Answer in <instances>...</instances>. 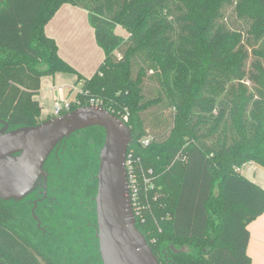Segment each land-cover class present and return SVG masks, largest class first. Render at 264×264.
I'll list each match as a JSON object with an SVG mask.
<instances>
[{
	"label": "trees",
	"instance_id": "trees-1",
	"mask_svg": "<svg viewBox=\"0 0 264 264\" xmlns=\"http://www.w3.org/2000/svg\"><path fill=\"white\" fill-rule=\"evenodd\" d=\"M64 3L87 11L104 52L89 77L44 32ZM56 72L81 84L70 110L93 98L130 128L127 151L153 177L136 227L159 264H251L247 225L264 211V186L240 169L264 167V0H0V127L50 118L37 95ZM72 134V165L94 167L70 169L56 196L81 205L96 191L104 131ZM14 203L0 198V264H57L50 238Z\"/></svg>",
	"mask_w": 264,
	"mask_h": 264
},
{
	"label": "water",
	"instance_id": "water-1",
	"mask_svg": "<svg viewBox=\"0 0 264 264\" xmlns=\"http://www.w3.org/2000/svg\"><path fill=\"white\" fill-rule=\"evenodd\" d=\"M100 126L104 131L98 153L96 237L102 264H159L136 227L128 192L125 159L131 130L101 105H83L36 125L0 127V198L19 200L34 187L43 165L57 144L77 130Z\"/></svg>",
	"mask_w": 264,
	"mask_h": 264
},
{
	"label": "flooded vegetation",
	"instance_id": "flooded-vegetation-1",
	"mask_svg": "<svg viewBox=\"0 0 264 264\" xmlns=\"http://www.w3.org/2000/svg\"><path fill=\"white\" fill-rule=\"evenodd\" d=\"M79 136L71 134L53 148L43 165L46 182L45 176L39 174L28 194L19 200L6 201L9 204L15 202L22 209L27 207L31 226L35 225L45 238H50L51 251L61 254L57 264H102L96 237V191L82 200L81 205L71 200L62 201L56 196V189L68 187L67 184L72 181L73 172L70 169L94 167L72 165L76 160ZM74 242L78 245L74 246Z\"/></svg>",
	"mask_w": 264,
	"mask_h": 264
},
{
	"label": "crops",
	"instance_id": "crops-1",
	"mask_svg": "<svg viewBox=\"0 0 264 264\" xmlns=\"http://www.w3.org/2000/svg\"><path fill=\"white\" fill-rule=\"evenodd\" d=\"M121 25H117L114 29ZM124 32L118 33L127 36L128 32L122 27ZM44 32L54 38L57 43L59 55L68 61L74 69L85 77L91 76L101 63L104 52L97 44L94 30L88 22L87 11L81 7L64 3L44 25ZM76 75L68 72H56L53 75L41 77L40 91L37 98L41 103L44 102V92L50 91L53 101L57 99L73 98L80 89V83H76ZM58 81H61L58 84ZM74 84L76 92L71 96L70 92L60 94L64 87ZM62 87V88H61ZM61 88V89H60ZM42 106V104H41ZM42 117H51V112H45L42 106ZM254 162L244 164L240 172L260 186H264V178H257L259 169L253 165ZM258 165V164H256ZM244 168V169H243ZM249 240L247 244V254L251 259V264H264V211L252 220L248 225Z\"/></svg>",
	"mask_w": 264,
	"mask_h": 264
},
{
	"label": "built area",
	"instance_id": "built-area-1",
	"mask_svg": "<svg viewBox=\"0 0 264 264\" xmlns=\"http://www.w3.org/2000/svg\"><path fill=\"white\" fill-rule=\"evenodd\" d=\"M74 99H57L54 101L52 108V116H60L66 112L71 111V103ZM98 100L90 99V104L99 105ZM126 119V116H123ZM149 143V138H144L141 140V144L143 146ZM125 167H126V177H127V186L128 192L131 200V208L135 216H140L141 209L144 208L143 205H140L139 201V192L141 187L146 192L148 189L153 187L152 182V171L146 170L139 163V158L134 156V151H127L126 159H125ZM136 218V217H135Z\"/></svg>",
	"mask_w": 264,
	"mask_h": 264
},
{
	"label": "rangeland",
	"instance_id": "rangeland-1",
	"mask_svg": "<svg viewBox=\"0 0 264 264\" xmlns=\"http://www.w3.org/2000/svg\"><path fill=\"white\" fill-rule=\"evenodd\" d=\"M116 30H117V32L118 33H121V32H124L123 31V29H122V27H120V26H118L117 28H116ZM117 33V34H118ZM120 35V34H119ZM60 82L61 81H58V84H60ZM71 87H74V84H72V85H70ZM62 88V87H61ZM60 88V89H61ZM76 90H77V88L76 87H74V89H72V90H70V87H64V89L63 90H61L60 91V94H66V92H70V94H71V96L76 92ZM44 102L45 103H41L42 104V106H43V108H44V111L45 112H51L52 111V108H53V104H54V101H53V98H52V95L50 94V91H45L44 92ZM75 97V96H74ZM73 97V98H74ZM73 98H67V99H73ZM131 142V141H130ZM129 151H131V149L129 150ZM255 167H256V169H259L258 170V174L259 175H257V178L258 179H260V180H262L263 178H264V167L263 166H261V165H256V164H253ZM244 169V168H243Z\"/></svg>",
	"mask_w": 264,
	"mask_h": 264
}]
</instances>
